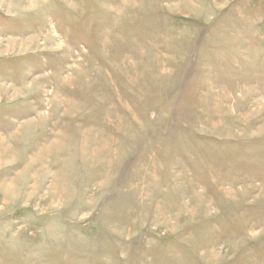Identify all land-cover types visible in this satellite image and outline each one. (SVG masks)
Masks as SVG:
<instances>
[{
  "label": "rangeland",
  "instance_id": "obj_1",
  "mask_svg": "<svg viewBox=\"0 0 264 264\" xmlns=\"http://www.w3.org/2000/svg\"><path fill=\"white\" fill-rule=\"evenodd\" d=\"M0 264H264V0H0Z\"/></svg>",
  "mask_w": 264,
  "mask_h": 264
}]
</instances>
